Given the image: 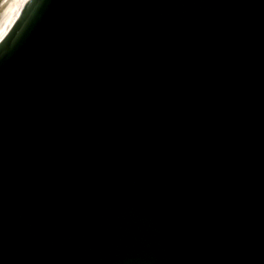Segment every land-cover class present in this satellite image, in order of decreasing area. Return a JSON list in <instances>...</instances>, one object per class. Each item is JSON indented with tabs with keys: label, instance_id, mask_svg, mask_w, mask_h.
Segmentation results:
<instances>
[{
	"label": "water",
	"instance_id": "obj_1",
	"mask_svg": "<svg viewBox=\"0 0 264 264\" xmlns=\"http://www.w3.org/2000/svg\"><path fill=\"white\" fill-rule=\"evenodd\" d=\"M0 264H264V0H29Z\"/></svg>",
	"mask_w": 264,
	"mask_h": 264
},
{
	"label": "bare ground",
	"instance_id": "obj_2",
	"mask_svg": "<svg viewBox=\"0 0 264 264\" xmlns=\"http://www.w3.org/2000/svg\"><path fill=\"white\" fill-rule=\"evenodd\" d=\"M29 0H0V40Z\"/></svg>",
	"mask_w": 264,
	"mask_h": 264
}]
</instances>
